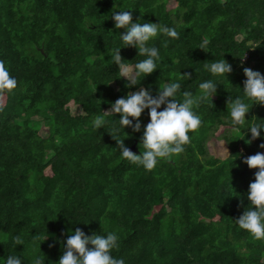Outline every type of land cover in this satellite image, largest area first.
<instances>
[{
  "label": "trees",
  "instance_id": "obj_1",
  "mask_svg": "<svg viewBox=\"0 0 264 264\" xmlns=\"http://www.w3.org/2000/svg\"><path fill=\"white\" fill-rule=\"evenodd\" d=\"M168 1L0 0V60L17 79L0 90V262L14 254L22 264L35 256L58 264L69 229L79 227L89 235L115 231L112 253L125 264H264V239L235 222L257 170L244 157L264 151V135L249 141L247 122L227 132V101L243 95V68L264 74V0H174L173 9ZM122 6L133 8V20L179 33L148 42L161 60L137 85L118 77L110 59L125 30L110 12ZM203 39L208 50L199 47ZM120 51L128 64L143 58L135 46ZM224 58L227 75L204 68ZM170 78L180 80L177 99L184 90L198 96L206 79L218 81L217 90L195 108L202 124L184 151L146 170L120 156L110 132L139 153L148 109L139 132L120 128L119 113L106 115L100 129L92 120L129 91L150 87L155 95ZM246 118L264 119V104L254 103ZM221 127L224 158L207 148ZM15 235L24 243L14 246Z\"/></svg>",
  "mask_w": 264,
  "mask_h": 264
},
{
  "label": "clouds",
  "instance_id": "obj_2",
  "mask_svg": "<svg viewBox=\"0 0 264 264\" xmlns=\"http://www.w3.org/2000/svg\"><path fill=\"white\" fill-rule=\"evenodd\" d=\"M119 8L120 11L113 8L110 15L116 29H125L119 31L122 46H135L138 49L137 55L143 58L137 60L134 65L128 64L121 56L122 46H117L109 51L110 59L117 66L118 77L126 78L127 85H137L138 79L157 69L161 60L159 49L148 42L158 33L166 34L170 38H177L179 33L174 27L159 22L147 20L141 22L140 17L133 20L132 12L129 11L133 8L124 6ZM208 43L207 39H203L199 47L208 50ZM204 68L214 76L227 75L232 71V66L225 58L213 60L205 64ZM243 72L246 76L242 87L243 95H238L234 99L229 98L227 110L231 131L239 130V126L247 122V127L244 129L251 133L250 141L264 135L261 132V129H264V119L246 118V113L254 103L264 104V74L250 67H244ZM190 75L184 73V76L190 77ZM217 83L218 81L212 79L203 80L198 84L200 90L198 96L194 97L190 91L184 90L181 99H177V93L181 88L178 79H168L162 87H159L155 95L150 87L129 91L112 101L109 110L96 115L92 120V126L100 129L106 123V115L119 113L120 128L125 130V127L129 126L133 132H139L142 128L139 117L145 109H148L150 119L143 124L139 153L126 146L124 141L126 136L120 139L113 132L110 133L117 139L122 158L151 170L159 160L184 151V146L190 142L189 132L202 124L201 116L195 108L201 103H208L210 99L212 101ZM16 86V77L10 74L4 61L0 60V90H12ZM260 147L264 148V141L261 142ZM244 160L250 168L257 170L254 172L255 179L249 183L246 193L250 203L235 222L240 228L247 230L254 239H264V152L248 155ZM69 232L63 242L64 250L57 261L58 264H125L123 257H117L112 253L113 249L119 247V237L115 231L89 235L83 229L76 227L69 229ZM12 242L14 246L24 243L19 235L13 236ZM0 264H22V259L20 256L9 254ZM31 264H44V261L40 256H35Z\"/></svg>",
  "mask_w": 264,
  "mask_h": 264
},
{
  "label": "rangeland",
  "instance_id": "obj_3",
  "mask_svg": "<svg viewBox=\"0 0 264 264\" xmlns=\"http://www.w3.org/2000/svg\"><path fill=\"white\" fill-rule=\"evenodd\" d=\"M168 8H175V1L174 0H169L167 4ZM72 111L78 112L79 107L76 104L71 105ZM223 127L216 132L214 136H210L207 140V148H208V153L214 156H219V157H226L229 154V149L228 145L225 139L221 138L219 134L222 132ZM231 130H227V132H230ZM228 150V151H227ZM264 152V151H262Z\"/></svg>",
  "mask_w": 264,
  "mask_h": 264
}]
</instances>
